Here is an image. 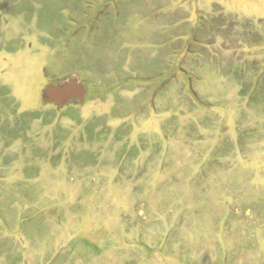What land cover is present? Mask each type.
<instances>
[{"label":"rangeland","instance_id":"obj_1","mask_svg":"<svg viewBox=\"0 0 264 264\" xmlns=\"http://www.w3.org/2000/svg\"><path fill=\"white\" fill-rule=\"evenodd\" d=\"M0 264H264V0H0Z\"/></svg>","mask_w":264,"mask_h":264},{"label":"water","instance_id":"obj_2","mask_svg":"<svg viewBox=\"0 0 264 264\" xmlns=\"http://www.w3.org/2000/svg\"><path fill=\"white\" fill-rule=\"evenodd\" d=\"M76 79L75 77V79L68 80L63 86L48 87L43 93V101L55 99L59 106L75 101L83 102L87 96L88 90L84 85L78 84Z\"/></svg>","mask_w":264,"mask_h":264}]
</instances>
